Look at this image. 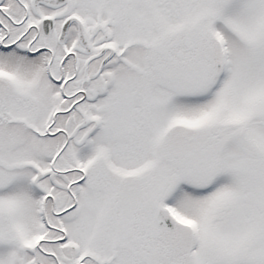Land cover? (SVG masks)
<instances>
[{
	"label": "snow or ice",
	"instance_id": "snow-or-ice-1",
	"mask_svg": "<svg viewBox=\"0 0 264 264\" xmlns=\"http://www.w3.org/2000/svg\"><path fill=\"white\" fill-rule=\"evenodd\" d=\"M0 264H264V0H0Z\"/></svg>",
	"mask_w": 264,
	"mask_h": 264
}]
</instances>
